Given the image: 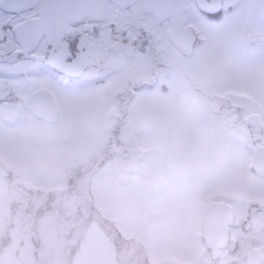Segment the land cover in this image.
Masks as SVG:
<instances>
[{
    "label": "flooded vegetation",
    "instance_id": "obj_1",
    "mask_svg": "<svg viewBox=\"0 0 264 264\" xmlns=\"http://www.w3.org/2000/svg\"><path fill=\"white\" fill-rule=\"evenodd\" d=\"M93 25L101 31L85 34L86 51L70 74L53 79L27 53L37 39H70ZM224 42L225 51L257 63L262 57L264 71V0H0V148L9 149L18 132L44 143L63 128L73 131L64 125L86 102L80 124L94 118L102 129L96 167L120 159L122 186L148 172L141 167L148 148L134 144L139 133H201L183 166L196 190L185 194L183 234L171 239L185 257L171 261L264 264V111L241 113L223 99L218 64L209 85L195 70ZM210 138L215 144H202ZM150 151L151 162L162 160L160 152L175 154L171 144Z\"/></svg>",
    "mask_w": 264,
    "mask_h": 264
},
{
    "label": "rangeland",
    "instance_id": "obj_2",
    "mask_svg": "<svg viewBox=\"0 0 264 264\" xmlns=\"http://www.w3.org/2000/svg\"><path fill=\"white\" fill-rule=\"evenodd\" d=\"M226 43L199 62L196 72L209 85L211 67L218 64L220 74L215 72L214 79L223 99L241 113L264 111L262 57L257 63L225 51ZM84 105L78 103L77 118L64 125L73 131L63 128L44 143L18 132L9 149L0 148V166L6 172L0 173V264H173V259H183L184 248L171 246V239L179 230L183 234L185 194L190 197L196 190L189 176L184 178L188 174L184 156L189 146L201 144L203 135L139 133V144H134L148 148L142 152L141 163L148 172L136 174V184L120 186L115 167L120 159L114 158L108 167H96L103 154L97 149L102 129L94 118L84 120L82 127L78 108ZM208 124L219 125L217 121ZM215 142L210 138L202 144ZM170 144L174 155L159 151L162 160L156 156L151 162L153 146ZM90 170L94 174L89 176ZM60 186L70 188L60 192ZM89 186L92 197L87 194Z\"/></svg>",
    "mask_w": 264,
    "mask_h": 264
},
{
    "label": "snow or ice",
    "instance_id": "obj_3",
    "mask_svg": "<svg viewBox=\"0 0 264 264\" xmlns=\"http://www.w3.org/2000/svg\"><path fill=\"white\" fill-rule=\"evenodd\" d=\"M33 9L37 6L33 5ZM54 7V5H48ZM100 32L97 25H93L91 29H85L84 32L76 34H68L71 36L61 37L58 41L45 39L42 43L37 42L27 49L30 57L37 62V68L40 72L50 75L53 79H57L66 74H70L68 69L74 65L86 51L84 40L87 32ZM92 37H89L91 39Z\"/></svg>",
    "mask_w": 264,
    "mask_h": 264
}]
</instances>
